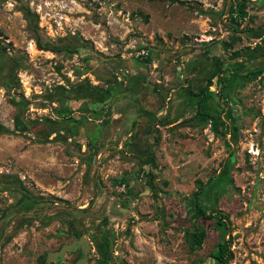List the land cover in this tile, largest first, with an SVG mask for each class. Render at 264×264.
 <instances>
[{"label": "rangeland", "instance_id": "1", "mask_svg": "<svg viewBox=\"0 0 264 264\" xmlns=\"http://www.w3.org/2000/svg\"><path fill=\"white\" fill-rule=\"evenodd\" d=\"M263 38L264 0H0V264H52L80 237L84 264H214L219 244L229 264H264V57L244 62ZM214 49L219 132L186 108L185 64ZM209 178L223 225L193 216Z\"/></svg>", "mask_w": 264, "mask_h": 264}, {"label": "crops", "instance_id": "2", "mask_svg": "<svg viewBox=\"0 0 264 264\" xmlns=\"http://www.w3.org/2000/svg\"><path fill=\"white\" fill-rule=\"evenodd\" d=\"M261 59L262 58L257 59L256 62H258ZM221 60L222 59H221L220 52H218L217 50L214 49V50H212V52L209 55L201 56L200 60H195V61H189L188 60L187 64H185V65H191L188 68L189 70L186 73L187 74L186 77L190 78V80H191V82L187 81V83H189V85L191 87V91L194 94V95H189L188 98L186 99V102H187L186 108L187 107L191 108L192 106L196 107V103L198 102L197 106L199 107V112H195L196 116H195L194 120L196 122L204 124L206 126L207 130L212 129V130H215L217 132H219V130L221 128V120L219 117L215 116L219 112L218 99H217L218 91L216 90L217 79H212V85L207 86V80L211 77V74L208 73L209 71L205 72V70L207 69V67H210L209 69H211V67H212L214 69V72H215L217 70L215 65H217V63ZM253 64H256V63L252 62V63L247 64V65H253ZM131 65H135V64L133 62H131ZM223 65H229V64L226 63ZM198 94H200V96H195ZM157 97H158V95H157ZM157 97L156 96L150 97V102L153 103V105L149 102L148 106L145 107V109H144L147 113H142L140 115V117L137 119L140 122L136 124L134 129H135V132L139 133L138 137H140V138H141V133H143L144 135L150 134L151 126H153V124H155L157 122V121L152 122V120H150V117H152L151 113H154L156 108H157L156 102L159 101V99ZM205 103H207V104L205 105ZM173 105H174L175 109H180V107L182 106V102H177V103H174ZM165 114H166V111L164 110L161 113V115H159L160 117L158 116V118H161L162 116L164 117ZM122 115H123V112L120 111L119 113H116L114 116L120 117ZM207 115H211V116L213 115V116L208 117ZM174 118H175L174 115H172V117H169V119H168L169 121H168V123L164 124V127L169 129L172 126V123H174V121H175ZM122 119H123V117H121V122H123ZM221 119L223 120V118H221ZM170 120H171V122H170ZM118 123H120V122H118ZM156 127H158V126H156ZM158 129H161V128L158 127ZM120 130L123 131V130H125V128H122ZM138 137L136 135V138L138 140H140ZM144 148L145 147L140 148V151L142 150L141 152L136 151V152H138L137 154H141V155H137V156H140V157L143 156L142 152H143ZM140 157L135 156V158L132 159L133 162L138 163V161H139L138 159ZM134 169L135 168L133 167V170Z\"/></svg>", "mask_w": 264, "mask_h": 264}, {"label": "trees", "instance_id": "3", "mask_svg": "<svg viewBox=\"0 0 264 264\" xmlns=\"http://www.w3.org/2000/svg\"><path fill=\"white\" fill-rule=\"evenodd\" d=\"M244 6L239 5L237 7V12L239 14H244ZM25 12L29 14L28 9H25ZM145 21H147V16H145ZM36 46L37 49L39 50H44L43 45L40 42V39L36 36L35 38ZM0 53L5 54L6 49L4 47H0ZM246 59L244 62L252 61L255 59L263 58L264 57V38L261 40L259 45H256L253 49H247V51L244 53ZM218 67L219 64L217 63ZM239 67L242 69L244 67V64L242 63L239 65ZM219 72V69H217L216 73ZM214 77H210L207 80V86L212 85V79ZM218 82V81H217ZM220 83V82H219ZM190 95H194L192 92ZM195 96H200V94L195 95ZM221 96V94H219ZM208 117H211V115H207ZM0 132L3 134H9L10 130L7 128H4L0 125ZM213 178H209L208 181L204 184L201 181H196V190L192 193V210H193V216L196 219H206V220H214L216 224L218 225H223V220L226 219V216L223 214H218L217 211H212L207 209L205 205H203L202 202V197L204 195V191L206 187L212 182ZM206 237V233L203 227H200L198 225L194 226V231L190 234V239H191V248H200L203 240ZM217 253L211 256L214 264H229L232 255L230 251L228 250V245L226 244H219ZM40 264H44L43 259H41Z\"/></svg>", "mask_w": 264, "mask_h": 264}, {"label": "water", "instance_id": "4", "mask_svg": "<svg viewBox=\"0 0 264 264\" xmlns=\"http://www.w3.org/2000/svg\"><path fill=\"white\" fill-rule=\"evenodd\" d=\"M77 246L85 247V250L83 251V255L85 256L84 259L76 263L83 264V262L87 260V251L89 250V242L85 237H80L77 241L64 244L57 251L50 252L47 256V262H57V260H63L65 255L74 250Z\"/></svg>", "mask_w": 264, "mask_h": 264}, {"label": "flooded vegetation", "instance_id": "5", "mask_svg": "<svg viewBox=\"0 0 264 264\" xmlns=\"http://www.w3.org/2000/svg\"><path fill=\"white\" fill-rule=\"evenodd\" d=\"M75 241H77V240H75ZM89 249H90V246H89ZM84 250H85V247L77 246L74 250L71 251V252H78V255L79 256L77 257L75 263L80 262V260H83L84 259V257H85L83 255V251ZM86 261H88V254H87V260ZM84 262H83V264H84ZM52 264H62V263H61V260H57V262H53Z\"/></svg>", "mask_w": 264, "mask_h": 264}]
</instances>
